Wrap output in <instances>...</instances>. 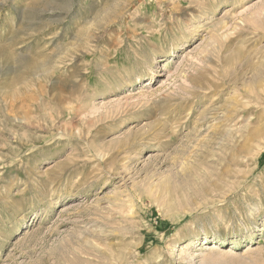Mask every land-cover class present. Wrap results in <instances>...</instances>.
Listing matches in <instances>:
<instances>
[{
	"label": "rangeland",
	"instance_id": "obj_1",
	"mask_svg": "<svg viewBox=\"0 0 264 264\" xmlns=\"http://www.w3.org/2000/svg\"><path fill=\"white\" fill-rule=\"evenodd\" d=\"M0 264H264V0H0Z\"/></svg>",
	"mask_w": 264,
	"mask_h": 264
}]
</instances>
